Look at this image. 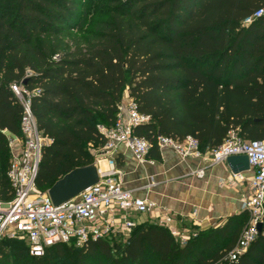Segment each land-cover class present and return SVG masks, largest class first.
Instances as JSON below:
<instances>
[{"label": "trees", "instance_id": "obj_1", "mask_svg": "<svg viewBox=\"0 0 264 264\" xmlns=\"http://www.w3.org/2000/svg\"><path fill=\"white\" fill-rule=\"evenodd\" d=\"M91 0H89L90 2ZM264 0H0V200L12 197L8 134L20 135L30 97L43 146L35 188L45 192L71 169L95 161L114 125L125 89L149 121L134 128L161 158L157 136L196 140L204 153L230 132L264 138V15L243 20ZM89 10L95 17L86 21ZM248 220L241 211L221 224L193 228L181 243L144 220L127 238L56 243L42 256L24 239H0V264H264L260 233L229 260Z\"/></svg>", "mask_w": 264, "mask_h": 264}, {"label": "built area", "instance_id": "obj_2", "mask_svg": "<svg viewBox=\"0 0 264 264\" xmlns=\"http://www.w3.org/2000/svg\"><path fill=\"white\" fill-rule=\"evenodd\" d=\"M262 15L264 8H259L242 24L247 25ZM11 89L24 107L19 135L22 149L11 157L7 169L12 197L8 201L0 200V239H24L31 255L42 256L47 247L56 243L82 247L90 240L111 236L127 238L142 222L139 216L157 212L159 224L166 226L181 243L188 239L189 235H182L173 225L169 211L146 196H139L120 180L121 172L115 160L118 147L126 146L139 161L146 160L150 148L144 137L134 133V128L148 122L149 116L140 113L132 100L125 108L120 104L112 127H100L106 143L99 151H94L98 182L74 198L54 205L47 191L40 192L35 188L41 151L50 140L37 128L30 109L29 93L21 85L12 84ZM8 144L10 148L12 142L9 140ZM157 144L159 148L170 147L182 158L194 155L211 164L223 163L229 155H247L249 178L246 179L243 173L232 175L234 180H244L248 185L241 204V210L248 213V220L234 248L228 253L229 260H235L258 235L257 224L264 214V138L245 140L232 131L219 146L204 153L191 137L177 141L158 135ZM196 175L202 177L204 169L197 170Z\"/></svg>", "mask_w": 264, "mask_h": 264}, {"label": "crops", "instance_id": "obj_3", "mask_svg": "<svg viewBox=\"0 0 264 264\" xmlns=\"http://www.w3.org/2000/svg\"><path fill=\"white\" fill-rule=\"evenodd\" d=\"M129 102L131 98L125 89L121 105L125 108ZM8 139L12 142L11 157L18 155L22 149L20 136L8 134ZM99 150L96 148L95 151ZM159 151V160L146 158L139 161L130 149L120 145L115 156L120 180L139 196H146L169 211L173 225L182 235L188 236L195 227H215L242 211V199L248 185L244 180H234L226 162L211 164L194 155L182 158L167 146L160 147ZM201 168L204 175L198 177L196 172ZM243 175L247 179L251 174L247 171ZM158 215L159 212L141 215L139 221L148 216L150 221L158 223Z\"/></svg>", "mask_w": 264, "mask_h": 264}, {"label": "water", "instance_id": "obj_4", "mask_svg": "<svg viewBox=\"0 0 264 264\" xmlns=\"http://www.w3.org/2000/svg\"><path fill=\"white\" fill-rule=\"evenodd\" d=\"M230 171L238 175L250 170L248 157L245 154L229 155L225 160ZM99 180L96 162L85 166L71 169L58 178L47 190V193L54 205H60L88 187L94 185ZM262 223L257 224V232L260 233Z\"/></svg>", "mask_w": 264, "mask_h": 264}, {"label": "rangeland", "instance_id": "obj_5", "mask_svg": "<svg viewBox=\"0 0 264 264\" xmlns=\"http://www.w3.org/2000/svg\"><path fill=\"white\" fill-rule=\"evenodd\" d=\"M94 1L95 0H91L90 2H89V0H85V6L87 7V9H88V5H91V3H94ZM100 1V0H99ZM91 11L89 10V15H88V17H87V19H86V21H88V20H92L94 17H95V15H92V13H90ZM143 220H149V217L148 216H143ZM143 222V221H142ZM18 240H21V239H18Z\"/></svg>", "mask_w": 264, "mask_h": 264}]
</instances>
